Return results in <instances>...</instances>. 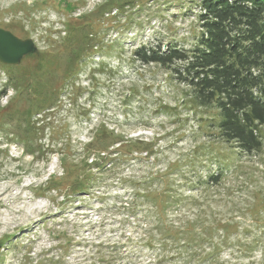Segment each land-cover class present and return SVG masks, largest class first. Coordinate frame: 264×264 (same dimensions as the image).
Returning <instances> with one entry per match:
<instances>
[{
    "label": "rangeland",
    "instance_id": "1",
    "mask_svg": "<svg viewBox=\"0 0 264 264\" xmlns=\"http://www.w3.org/2000/svg\"><path fill=\"white\" fill-rule=\"evenodd\" d=\"M133 2L120 12L111 0H0V28L36 46L19 64L0 65V126L8 123L0 130V264H197L177 243L151 248L162 239L136 194L147 187L150 196L165 187L188 196L159 216L165 227L199 218L213 230L239 219L217 259L264 264V135L252 154L222 140L213 110L198 107L189 87L132 55L139 46L194 45L197 0ZM82 25L93 29L79 32ZM29 89L49 97L32 100ZM218 169L217 184L198 182Z\"/></svg>",
    "mask_w": 264,
    "mask_h": 264
},
{
    "label": "trees",
    "instance_id": "2",
    "mask_svg": "<svg viewBox=\"0 0 264 264\" xmlns=\"http://www.w3.org/2000/svg\"><path fill=\"white\" fill-rule=\"evenodd\" d=\"M111 1H113L111 8L120 12L134 4L133 0ZM197 5L200 8L197 15L200 30L194 39V45L189 48L180 47L176 43H167L165 48L159 43L139 46L132 55L143 63H154L166 68L173 74L176 81L189 87L193 101L198 107L213 110L216 118L213 126L222 140L234 143L246 154L258 152L263 146L264 135V0H197ZM111 8L107 10L110 11ZM66 9L74 10L71 4H66ZM87 16L84 15L83 19ZM74 20L77 24L80 23L78 18ZM92 29L93 27L82 25L78 31L83 33L85 30ZM99 29H102L100 25L96 33ZM74 35L72 32L67 40L71 39L73 42ZM88 36H92V32ZM90 45L93 44L87 41L85 52L91 47ZM0 65L10 67L1 62ZM10 78L11 76L7 79ZM40 80H44L42 76ZM45 83L46 81H43L39 86L44 88ZM46 88L49 86L46 85ZM36 93L29 89L28 97L37 101L47 99L48 90L44 92L39 90ZM31 115V112L27 113V123L30 128L33 127V123H30ZM7 124L4 121L0 130L8 126ZM176 170L181 173V169ZM223 170L218 169V173L209 174L198 182L217 184L223 176ZM191 187L194 186L191 185ZM150 190L148 191L147 187L145 191L143 188L140 193H134L142 196L145 194L144 197L141 196V210L144 211V215H151L160 228L159 234L156 235L162 239L161 245L150 243L151 248L172 250L174 243H177L176 247H183L186 256L195 255L197 264L201 262L221 264L217 257L222 247L228 244L230 238L228 231L232 230L230 228L238 229L241 221L232 218L229 222L224 221L219 228L214 227L213 230L204 228L199 218L184 222L185 229L181 226L174 227L172 224L165 227L163 223L166 220L159 216L166 213L174 204L180 207L179 202L188 196L182 197L179 195L181 193L169 187H165L164 190L154 188L151 192L152 196L148 195ZM133 196L136 195L133 194ZM159 198H162V201ZM135 199L137 198H124L123 203L126 204ZM259 204L264 210L263 199L261 203H257ZM161 206L164 207L158 209ZM259 211L254 210L252 213ZM252 213H250L251 216H253ZM169 228L173 229V232L164 235V232H169ZM184 233L192 234L191 241L182 239ZM175 234L181 237L171 242L170 238ZM244 238L247 237L235 239L232 246L243 244L246 240ZM189 247L191 251L187 250ZM195 247L203 248L200 252H204V255L194 250ZM181 248L179 253L182 252ZM212 260L217 261L212 263Z\"/></svg>",
    "mask_w": 264,
    "mask_h": 264
},
{
    "label": "water",
    "instance_id": "3",
    "mask_svg": "<svg viewBox=\"0 0 264 264\" xmlns=\"http://www.w3.org/2000/svg\"><path fill=\"white\" fill-rule=\"evenodd\" d=\"M36 49L32 39H20L10 31L0 28V62L17 65L21 59Z\"/></svg>",
    "mask_w": 264,
    "mask_h": 264
}]
</instances>
